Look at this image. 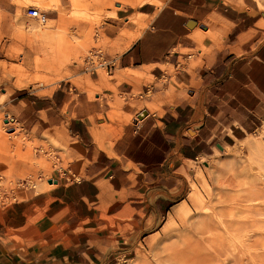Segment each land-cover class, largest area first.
<instances>
[{
	"label": "rangeland",
	"instance_id": "rangeland-1",
	"mask_svg": "<svg viewBox=\"0 0 264 264\" xmlns=\"http://www.w3.org/2000/svg\"><path fill=\"white\" fill-rule=\"evenodd\" d=\"M122 1L124 0H0L1 175L28 178L35 174V170L46 171L45 168L50 164L53 165V162L48 157V152L44 155H33L35 152L33 150L32 153L33 146L39 147V145L45 148V152L50 147L64 149L60 153L64 163L59 160V165L64 168L69 166L75 175H81L83 163L79 157L82 153L76 148L75 143H69L68 135L63 134L65 123L62 122L59 127L50 129H45L47 123L41 122L40 125H37L40 114L42 117L45 115L44 110L36 111L39 108L50 107L51 112L58 114L57 117L59 114L66 118L78 115L88 116L93 127L98 126V123L105 122L101 133L103 142L98 141V146L105 148L107 145H111V138L118 136L123 125L131 123L135 114L143 109H146L149 114L154 112L161 114L159 105L164 100H171L172 97L181 96L186 100H191L192 105L198 106L202 114L205 102L204 87L201 86V80L196 79L193 69L196 66L204 65L201 62L204 56L212 59L217 58L215 62L208 64L213 69H218L219 66L229 62V54H227V60L224 59L222 62L216 55L220 52L225 53L226 47L230 48L226 46L225 41L227 40L226 26L219 21L217 16L209 15L200 23L209 29L205 33V30L200 28L203 35L202 41H199L194 35L192 38L196 42V48L181 50L186 58L183 56L178 58V61L182 63L180 70L185 69L192 74L190 84L179 82L172 75L167 82L159 84L160 92H155L142 100L128 98L129 100L126 99V101L123 96L128 97V95L120 93L117 85L125 82L135 88L132 94L141 93L143 85L152 84L154 81V76L150 74L148 67L143 66L144 72L137 78L129 75L118 80L115 78V73L117 69L124 67L122 62L115 61L114 68L108 74L106 69L102 68L97 70V74H89L84 69L83 59L93 47H101L105 56L108 55L110 58H107L112 61L118 59L126 43L138 32L147 28L155 14L169 3V0H161V6L147 4L148 9H153V13L150 15L140 14V11L146 7H129ZM245 1L257 8L253 0ZM120 5L123 6L116 10L117 16H109ZM30 6L37 7L44 15L43 19L55 17L56 20L61 16L62 22L55 24V34H57L55 45L48 42L47 36L44 37L39 31L44 30V28H37L39 21L33 24L29 23L30 18L26 13ZM139 14L143 16L140 17L138 23H135ZM257 25L264 29L262 16H260ZM219 28H223V31H219ZM27 29L30 31H26L22 37L18 36L19 33L22 34ZM233 36L234 34L230 35L227 43L233 39ZM64 37L69 41L70 47L65 49L68 56H62L57 51L61 39ZM84 44L85 48H80L78 52L70 54V48L73 49L77 45ZM188 55H192V57L187 58ZM28 60L29 62H26ZM59 66L64 75L62 79L56 80L59 72L51 71H58ZM130 67L141 69L136 64ZM161 68L168 70L171 74L175 72L172 64L162 65ZM21 73H26L30 78H34V81H31L29 86L15 88L13 83ZM97 76L99 79L104 77L105 82L96 79ZM75 80L95 85L94 91L100 93L102 97L99 99L95 96L91 97L74 83ZM203 81L207 83L209 80ZM171 86H176L173 95L167 91ZM9 89H12L10 93ZM107 92H111L112 95L108 96L105 94ZM1 93L7 94L5 100H1L3 97ZM127 106L134 107L136 113L128 112ZM192 111L194 112V108ZM186 112L189 114V111ZM114 114L118 116L116 117ZM6 115L13 116L18 124H9V131L4 126ZM194 125H191L190 128H194ZM221 129L222 131L218 132ZM220 130L210 141H202L201 146L194 148L195 153L200 151L198 156L191 157L195 161L194 163L182 160L183 167L174 175L176 180L173 183V189L165 190L167 193L151 192V200L157 194H162L163 199L157 202V209L160 213L158 212L155 217L151 216L147 219L144 225L145 229L130 239L131 245H123L130 247L131 252L117 255L113 264L117 263L116 259L119 257H132L133 259L127 262L120 260L119 264H258L259 262V264H264V154L257 155L251 162L249 157L251 144L264 145V114L252 121L248 118L243 120L237 127H231V131L228 128H220ZM16 133L19 136L17 139L13 138ZM206 133H203L202 136L205 137ZM184 134L189 135L190 133L184 132ZM21 137L25 138L23 142L20 141ZM235 138L246 139L238 142ZM226 143L232 146L225 148L224 151L223 148L220 149L217 146V144L226 146ZM71 148L75 151L78 150L77 156L71 155ZM46 159L49 163L44 161ZM19 160H26L29 163V168L25 171L18 170L14 164ZM8 167L17 173H9L8 170H5ZM48 169L50 171L44 172L43 183H50L53 178H58V181H55L56 186L60 183H71V181L66 182L64 178L59 177L55 171L53 172V168ZM169 180L171 178L166 175L161 182H169ZM201 199H204L205 202ZM19 200L24 199L19 196ZM181 200L187 203L188 207L184 203L186 210L179 215L170 216L169 213L172 212L173 205ZM199 201L200 204H198ZM9 205L0 204V212L7 209ZM246 207L250 208L249 212ZM220 220H231L234 227L239 224H247L246 229L238 231L237 235L231 231L228 233L225 230L219 232ZM236 221L238 224L235 223ZM128 226L130 227V225ZM210 227L212 228L211 232L209 231ZM17 235L9 232V238L25 248L24 244L27 246L28 243L23 242ZM212 236L215 240L211 239V241L209 238ZM218 241L225 249L232 248V251L229 249L231 255L236 256L238 261L224 259V257H221L222 260L221 258L215 260L213 253L219 249ZM237 246H241V248Z\"/></svg>",
	"mask_w": 264,
	"mask_h": 264
},
{
	"label": "crops",
	"instance_id": "crops-1",
	"mask_svg": "<svg viewBox=\"0 0 264 264\" xmlns=\"http://www.w3.org/2000/svg\"><path fill=\"white\" fill-rule=\"evenodd\" d=\"M253 1L257 8L245 0H169V3L155 14L148 27L126 43L118 59H113L122 62L124 66L115 73L118 80L129 75L137 78L144 72L143 66L148 67L150 74L154 76L151 96L160 92L159 84H164L159 81L161 72L164 71L161 66L174 65L181 56L186 58L181 50L196 48L192 36L195 35L199 41L203 39L200 23L209 15L217 16L226 26L227 40L231 34L234 36L229 43L225 40L226 46L230 48L226 47L223 54H216L220 57V62L227 60L229 54V62L226 61L225 65L213 69L208 64L215 62L217 58L204 56L201 59L204 65L193 69L196 79L199 78L201 86L204 87L205 102L202 114L198 106L192 105L191 100L181 96L172 97L159 105L161 114L154 112L145 116L139 123L131 121L130 124L123 125L118 136L111 138V145L105 148L98 146V141L103 142L101 133L105 122L93 127L88 116L66 118L59 114L57 117L58 114L51 112L50 107L36 110L45 112L44 117L40 114V120L37 121V125L41 122L47 123L45 129L59 127L62 122L65 123V130L62 132L68 135L69 143H75L82 153L79 158L82 159L83 167L81 175H76L79 181L60 183L57 186L55 178L50 183L42 182L34 193L25 194L24 200L10 204L0 212V264H113L117 255L131 252L130 247L123 245H131L130 239L145 229L147 219L160 213L157 202L163 199L162 194H157L151 200V192L167 193L165 190L174 188V175L183 167L182 160L194 163L191 157L200 154V151L194 152L196 146H201L202 141H210L220 128H228L231 131V127H237L243 120L248 118L252 121L264 114V29L257 25L260 16L264 20V0ZM122 2L129 7H146L140 11V14L144 15L153 13V9H148L147 4H162L161 0ZM122 6L110 11L109 16L116 17V10ZM140 14L135 23L143 16ZM189 19L195 20L197 25L193 28L186 27L185 22ZM44 22L37 28H44L39 31L44 37L47 36L48 42L54 44L57 37L55 24L62 22L61 16L56 20L55 17L45 18ZM219 29L223 31V28ZM203 30L205 33L209 31L206 26ZM26 31L30 29L19 33L18 36L22 37ZM68 46L69 41L64 37L57 51L62 56H68L65 51L69 49ZM85 47V44L77 45L70 49V54ZM233 49L235 51H232ZM191 57L192 55H188L187 58ZM134 64L141 69L130 67ZM60 69L59 66L58 71H51L59 72L56 80L62 79L64 75ZM173 77L188 85L193 76L182 69ZM206 79L209 80L207 83L203 81ZM99 80L105 82L104 77ZM31 81H34V78L21 73L13 86L22 88L29 86ZM74 83L91 97H102L94 91L95 85L80 80H75ZM117 89L128 96L135 90L125 82L118 84ZM175 90L176 86L167 89L170 95H173ZM11 91L12 89H9V93ZM1 94V100H5L7 94ZM105 94L112 95L111 92ZM127 107L128 112L136 113L134 107ZM186 111H189V114ZM190 122L191 125L195 124L192 129ZM13 124H17L16 121ZM221 131L222 129L218 132ZM203 133L207 135L203 137ZM235 139L241 142L246 138ZM231 146L227 144L221 147L224 151ZM51 149L59 154L64 151L56 147ZM78 150L71 148V155L77 156ZM23 161H15L14 166L25 171L29 168V163ZM20 162L25 166L19 164ZM10 169L5 168L11 174L17 173ZM166 175L171 180L161 182ZM183 203L187 204L184 200L174 204L169 215L173 216L175 209ZM9 232L18 234L17 236L28 245L24 244L23 248L16 244L9 238ZM118 260L116 264H119L120 260L127 262L133 259L119 257Z\"/></svg>",
	"mask_w": 264,
	"mask_h": 264
},
{
	"label": "bare ground",
	"instance_id": "bare-ground-1",
	"mask_svg": "<svg viewBox=\"0 0 264 264\" xmlns=\"http://www.w3.org/2000/svg\"><path fill=\"white\" fill-rule=\"evenodd\" d=\"M27 15V14H26ZM28 16V15H27ZM28 18H30V24H33L34 22H36V21H39V24H44L45 22H44V19L42 18V16L39 18V19H35V18H31V17H29L28 16ZM33 20V21H32ZM95 31H97V30H95ZM98 32V31H97ZM94 35V34H93ZM99 37H100V35H98ZM94 38V37H93ZM98 38V37H97ZM71 49V48H70ZM91 50H89V52H90ZM88 52V51H87ZM114 68V67H113ZM4 122H5V124H4V126L6 127V129L7 128H9L8 126H9V122H7V119H4ZM11 124V123H10ZM13 124V123H12ZM10 129V128H9ZM19 136H18V134L16 133L14 136H13V138H15V139H17ZM25 138L24 137H21L20 138V141L21 142H23V140H24ZM36 147H38V146H36ZM35 146H33V148H32V153H33V150L35 151V148H36ZM39 150L38 151H36V152H34L33 153V155H44V149L45 148H43L42 146H40L39 145ZM48 150L49 151H51L53 154H55L57 157H53L52 155H50V154H48V157L50 158V160L53 162V164H55L56 166H57V164H58V160H60V162H62L63 163V161H62V158H61V156H60V154L56 151V150H54V149H49L48 148ZM40 152V154H38ZM262 154H264V145H259V144H257V143H254V144H251L250 145V148H249V157H250V162H251V160L253 161L254 160V158H256V156L257 155H259V156H262ZM23 161V160H22ZM46 163H49L48 162V160L46 159V160H44ZM18 162V161H17ZM23 162H26V160L25 161H23ZM18 164V163H17ZM19 164H23L22 162H20ZM24 165V164H23ZM25 166V165H24ZM29 166V165H28ZM27 166V167H28ZM12 167V166H11ZM20 167H22V166H20ZM26 167V168H27ZM53 167V165H51L50 164V166H48L45 170L46 171H50L48 168H52ZM23 168V167H22ZM24 169V168H23ZM28 169V168H27ZM46 171H44L45 173H46ZM10 172V171H9ZM44 172H43V170H40V171H36L35 172V174L33 175V176H31V177H28V178H14L13 176H8V175H1L0 174V198L2 197V195L4 194V192H6L7 194H12L16 199H18L19 200V196H21V197H24V196H26L25 194H32V193H34L37 189H38V186H39V184H40V182L42 183V180L44 179ZM257 174V173H256ZM22 180H25V182L24 183H22ZM260 182V181H259ZM194 189H195V187H194ZM192 190H193V188H192ZM191 190V191H192ZM196 190V189H195ZM194 190V191H195ZM190 191V192H191ZM195 192H197V191H195ZM200 192V191H199ZM22 193V195H20ZM191 194V193H190ZM195 196L197 195V194H194ZM193 195V196H194ZM201 196V195H200ZM250 198V197H249ZM202 200V199H201ZM250 200V199H249ZM203 202H205L204 201V199L202 200ZM248 201V199L246 200V202ZM260 201H262V200H260ZM185 202V201H184ZM256 202H257V200H256ZM202 203V202H201ZM259 203H261V202H259ZM264 203V202H263ZM0 204H2L1 203V201H0ZM195 205H196V203H194ZM198 204H200V201L198 202ZM249 203H247V205H248ZM254 204V203H253ZM253 204H251V205H253ZM187 205V204H186ZM186 205L183 203L180 207H178L177 209H175V211H174V215H179L181 212H184L185 210H186ZM255 205V204H254ZM249 206H250V204H249ZM248 206V207H249ZM255 206H257V204L255 205ZM187 207H188V205H187ZM199 207H201V206H199ZM248 207H246V208H248ZM202 208V207H201ZM247 210V209H246ZM249 210H250V208H248V210H247V212H249ZM183 215V214H182ZM231 221V220H230ZM224 221V220H220V226L218 227V230H219V232H221V231H223V230H225L227 233L228 232H232L233 234H235L236 233V235L238 234V231L240 232V231H242V230H244V229H246L245 227H246V225L247 224H239L237 227H234L233 226V221ZM236 224H238V221H236L235 222ZM257 228V227H256ZM209 231L211 232L212 231V228L210 227L209 228ZM232 234V235H233ZM243 234V233H242ZM252 234V233H251ZM235 235V236H236ZM244 236V234L242 235V237ZM248 237H250V236H248ZM237 238V237H236ZM245 238H246V236H245ZM210 240L211 239H214V237L212 236V238H209ZM215 240V239H214ZM238 240V239H237ZM252 240V239H251ZM251 240H248V241H250L251 242ZM212 241V240H211ZM253 241V240H252ZM254 242V241H253ZM219 247V249H217V250H215V252L213 253V255H214V258H215V260L216 259H219V258H223L224 257V259L226 258V259H231V260H233V261H235L236 262V260L238 261V259H237V257L236 256H234V255H231V251L228 249V248H224L223 247V245H222V243L221 242H219L218 241V244H217ZM234 245V244H233ZM237 247H240L241 248V246H237ZM264 247V246H263ZM215 249V248H214ZM233 249H235V247L233 246ZM236 252H238V251H236ZM234 253V251L232 252V254ZM238 255H239V253H238ZM264 256V255H263ZM222 258H221V260H222ZM264 258V257H263ZM223 259V261L225 262V260ZM245 259V258H244ZM119 261V260H118ZM262 261H263V259H262ZM121 262H124V261H121ZM209 262V261H208ZM217 262V261H216ZM222 262V261H221ZM118 263V262H117ZM211 263V262H210ZM238 263V262H237ZM260 263V262H259ZM258 263V264H259ZM211 264H213V263H211ZM225 264V263H224Z\"/></svg>",
	"mask_w": 264,
	"mask_h": 264
},
{
	"label": "built area",
	"instance_id": "built-area-1",
	"mask_svg": "<svg viewBox=\"0 0 264 264\" xmlns=\"http://www.w3.org/2000/svg\"><path fill=\"white\" fill-rule=\"evenodd\" d=\"M29 17L31 18H35V19H39L41 16L44 17L43 13L35 6H30L28 8V12L26 13ZM97 40V38H96ZM84 61V69L89 72V74H97V70L99 68L102 69H106V72L110 73L112 68L114 67L115 61L110 60L109 58H107L105 56V53L103 52L101 47H93L92 50L88 53V55H86L83 59ZM182 63L179 62L178 60L175 62V64L173 65V68L175 70V72L173 74H171V72H168V70H164L161 72V75L159 77V81L160 82H167L168 78L174 74H176L180 68H181ZM153 84H147L144 86V88L142 89L141 93L138 94H132L130 96H128L129 98H147L150 96V94L153 91ZM123 99L126 100L127 96H123ZM149 113L146 111V109H143L142 111L138 112L132 119L133 122L135 123H139L145 116H147ZM7 118V122H9V124L11 123H15V118L13 116H9L6 115ZM9 131V128H7ZM39 148H35V152L38 151ZM52 155L54 158L57 157L55 154H53L51 151H44V153H47ZM47 154V155H48ZM59 161V160H58ZM53 172L55 171L56 174L59 177H62L65 179V181H71V182H77L79 180H77L76 175L71 171L70 167L67 166L66 168L62 167L59 165V162L57 164V166L55 164H53ZM55 181H58V178L55 179ZM25 182V180H24ZM22 182V183H24ZM0 201L2 203V205H6V204H13L17 201H19L18 199H16L11 193L7 194L6 192H4V194L2 195V197L0 198ZM116 261L118 262V259H116Z\"/></svg>",
	"mask_w": 264,
	"mask_h": 264
},
{
	"label": "water",
	"instance_id": "water-1",
	"mask_svg": "<svg viewBox=\"0 0 264 264\" xmlns=\"http://www.w3.org/2000/svg\"><path fill=\"white\" fill-rule=\"evenodd\" d=\"M185 25H186V27H188V28H193V27H195L196 25H197V22L195 21V20H191V19H189V20H187L186 22H185ZM201 28H205V26H201ZM217 146L221 149L222 147L219 145V144H217Z\"/></svg>",
	"mask_w": 264,
	"mask_h": 264
}]
</instances>
